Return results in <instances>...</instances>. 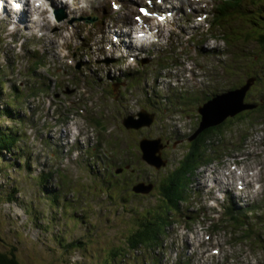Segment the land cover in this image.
<instances>
[{
    "label": "rangeland",
    "instance_id": "obj_1",
    "mask_svg": "<svg viewBox=\"0 0 264 264\" xmlns=\"http://www.w3.org/2000/svg\"><path fill=\"white\" fill-rule=\"evenodd\" d=\"M213 2L214 0H209L207 4H200L199 6H195V3L192 2L191 6L192 8L200 9L202 6L205 8L201 13H199L194 19L188 20L186 23L183 22L182 17H178L179 23L182 25L183 32L185 33H191L194 35L192 39V43L189 44V49L185 47V40L181 41V37L175 36L174 33H171L166 38V47L164 49L156 48L158 52L156 53L155 59L157 62L163 61L167 66L175 65L178 67L177 63H173L169 61V58L171 54L180 53L182 57V61L187 60V55L190 54L192 56L195 51L198 50V46L202 43H204L203 47L209 46V44H216L214 43L215 39H213L212 33L210 32L211 26L214 28H217V26L212 25L213 22L210 24L211 18L210 15L207 12L213 11ZM186 9L189 8V5H185ZM207 11V12H206ZM205 14V15H204ZM205 17L203 20H198V17ZM249 17V15L247 16ZM242 25V21L239 20L237 25L234 23L232 25V28H230V34H228V38L222 40V37L220 36L222 32V28H217L219 37L221 39H217L219 42H223L220 45L224 46L229 45L233 46L229 43L230 40L233 39V37L237 36L234 31H236V27H240ZM243 26V25H242ZM202 33H205L206 36L204 40L202 41L200 36ZM216 35V34H215ZM218 35V34H217ZM209 38V42L205 43V40ZM175 40V41H174ZM15 45V46H14ZM20 46V43L16 44H9V43H2L0 40V66H5V72L3 71L4 79L7 81L9 85H18L21 84L23 86H28L26 96H23V98L19 97L21 96V89L19 91H16L17 96V106L22 111L23 103L26 105L27 102H29L28 109L26 108V114L27 120L26 124L22 126L20 129V133L23 135H27V139L22 140L20 143L25 144L26 147H28V151H31V156L34 158V163L32 165V170L34 173H51L50 177L48 178V181L50 185L52 186V181L55 179V175L53 174L52 170L54 166L57 164L64 165L63 169H66V174L64 176V181L68 180L70 185L76 183L78 176L83 175L84 177L87 176V172H89L90 176L88 175V178L91 179V177L94 180H98V174H93V170H98L101 168V172L104 171L105 174L108 176L109 184L114 186V188H117L118 182H116L117 177H112V174L107 169V167H117L116 159L121 156L122 152L130 151L131 154L128 156H138L139 158L141 155L139 153H135L136 150V144L134 143L137 138H143L139 137V133L135 131H126V129L121 127V122L119 121V117L121 115L120 108L121 103L123 101H127L125 103V106H123V111L127 112L130 110V105H133L136 101L137 97L131 96L129 100L122 98V96H119L118 93L109 92L111 89L110 87H106V90H100L98 89L96 91V94L102 95L105 98H102L99 96H96L94 99H91L89 102L90 107H95L98 113H104L106 116L105 121L103 122V127L93 122L91 118L87 119L88 114H85L84 112H81V114L76 115H67L63 116L64 113L58 112L61 111L63 108V103L60 101L66 100L68 102H72L75 100L74 97L71 96V93H66L63 91V88L61 91L58 92V94L55 96V99L51 98L49 95L45 94V96H48L47 103L46 101L43 102L40 100V102L36 103L34 105L31 103V99L33 95L41 96L42 93H30V90L39 87L38 81H43L42 83L47 82L49 84L48 78L44 75V73L41 72L40 75H38L40 78L37 80H32L30 78H27L24 74L19 71H13V67L16 65L17 62V53H19L18 47ZM37 47L39 49H48L49 45L47 44L46 40L40 39V40H34V43L29 42V48L33 50V48ZM177 47H183L185 50H175ZM242 47V46H241ZM246 50V53L251 54V56H254V53H251V50L256 51V47L254 44H247V46H243ZM10 51V52H9ZM23 55L20 57L24 58L25 60L22 61L24 67L26 66V61L31 60V57L26 56V49L25 46H22ZM245 54V52H242ZM25 55V56H24ZM207 58L202 59L201 56H199V53H197V57L195 58L196 63H202L204 61V66H209L212 64L213 59L217 58L215 55L211 53H206ZM214 56V57H213ZM193 57V56H192ZM164 59V60H163ZM258 59V57L256 58ZM153 62H155L154 58L152 59ZM181 61V59H180ZM28 62V61H27ZM178 62V61H176ZM190 65L192 64L191 61L189 62ZM7 64V65H6ZM155 65V63H154ZM151 66L152 71L157 70L155 66ZM260 65V64H259ZM244 61L240 63L239 71L234 72L231 74L228 78H221V77H214L211 78L210 73L206 72L204 68L200 69L201 67L193 66L194 70L198 69V71L203 73L202 82L200 83L197 80V76L194 73L191 74H185L183 76H189V85H192L193 87L189 89L192 90V93L199 94L203 91V86L211 87L212 90L214 89H226V87L230 86L231 83L237 80L238 76H243L245 69L248 67ZM215 67V66H214ZM85 68V67H84ZM175 69V68H173ZM185 69V66H182L181 73H183ZM23 73H25V69H22ZM209 69H207L208 71ZM215 73H218L219 70L216 68L213 69ZM257 70V69H256ZM256 70H253L256 72ZM259 70H263V68H259ZM87 71H90L88 69ZM248 70L247 72H249ZM160 73L157 71L156 73L152 74V78L149 79V82H146L143 80V83L141 84V90L142 94L146 95V93H149V91L153 88L161 87L156 84V79L159 77ZM247 76V73L240 78L241 81L244 80ZM165 77H171L174 78V76L167 72ZM146 78V77H144ZM28 79V80H27ZM28 81L29 84L26 82ZM179 81L177 79H173V84H170L169 82H164V85L167 89L171 90V95H175L178 97L177 99L180 102H184L187 98V88L186 86H183L182 84H177ZM40 83V84H42ZM91 83H86V86L88 87L87 90H92V87L90 86ZM179 87L180 93L177 92ZM90 88V89H89ZM50 89V88H49ZM8 91L13 94V90L8 88ZM256 94H258L257 90L255 91ZM152 94V93H151ZM170 94V93H169ZM257 96V95H256ZM174 97V96H173ZM175 98V97H174ZM22 101V102H21ZM88 102V101H87ZM185 103V102H184ZM52 105V107L50 106ZM27 106V105H26ZM188 105L185 107L179 108V110H176L175 112H172L171 115L166 116L162 119L159 125H156L149 131L147 130V133L153 136V138L158 137V133H162L165 136H172L176 140V145H178L174 151L170 152L167 151L165 154L166 157H169L171 160H176L179 158H182L183 153L186 152V150L190 147V142L187 140V138L178 137L177 134L184 133H192L195 123H198L196 120V116L192 113L194 112V109H187ZM139 110V109H136ZM124 115V114H122ZM249 118L253 119L254 123H260L263 122L264 125V108L260 110L258 113H251L248 114ZM26 118V119H27ZM67 119V120H64ZM196 120V121H195ZM73 121V124H72ZM89 122L91 124H95L98 127L102 128L106 134L105 138L108 139V151H113V149H117V147H120L122 149L120 156L117 155L116 152H111L114 154V157L107 156V158L102 154L100 151V148L98 144L94 141L97 140V133L94 134L90 139L89 137H81L75 142H67L65 136L62 137L61 132L62 129H65L69 125V127L72 129L73 127H78L80 131L83 134L89 135L90 134L85 131L84 126L86 125V122ZM57 122V123H56ZM244 121H240V118L237 117L233 121H225V126L221 131L222 134H224V141L228 142L227 147L218 145V152L213 153L212 150H209V156L214 157L216 156L217 159L209 164H205L198 168V172L201 171L204 167H214L221 170H228L231 167H239L240 171L244 174H253L255 176V179L260 181L259 184L255 183L254 187L249 188L250 194L247 195V197L240 198V194H229L226 196V194L223 191H217L215 193V198L219 199L221 196L223 198L221 199V205L218 209H214L212 212L211 209L206 208L204 210V213L206 216H208V219L211 220V223L213 221L223 219V226L219 231H214V227L211 225L205 224L204 227L207 228V231L200 230L197 225V220H193L191 222L186 223L185 218H183L181 215H178L175 213V215L172 217L174 220V233H177L178 235L184 234V228L185 225H189L191 227L190 231H194L196 227H198L197 231L193 232V236L197 237V234H208L209 238H211L208 242V244L211 247L218 248L219 252L221 253L220 256H224L222 261L219 262L218 258H215L216 256L211 255H205L202 257V259L207 260H200L197 264H264V244L260 245L257 241V233L251 234L248 233L244 235V232H240V239L243 237L241 241L235 240L234 238V231L232 230L233 225L229 226L227 225V222H233L230 219V214L227 212L226 209V202L231 201L235 203L236 205L240 206V210L242 212L238 213L241 214L243 218H245L244 211L253 207L254 203L256 206V211H259V215L261 217L258 218L257 224L255 225V228L260 229L262 226L258 224L264 225V211L261 209L264 207V126H256L255 131L257 133H254V136L250 139L243 141L244 136L249 133L246 128H239V124ZM249 122L246 123L248 125ZM229 126V127H228ZM73 130V129H72ZM74 131V130H73ZM61 137V141H58L57 138ZM41 139H46L50 141L52 144H54V149L60 153V155H64L61 160L54 161V164L52 160L54 158L50 157V154L48 155V148L45 147L41 141ZM71 146V153L66 152L67 147H65L64 144H67ZM232 143H235L236 145L233 146ZM88 144L89 148L92 149V155L85 156L82 153L83 148L79 147V159L73 160V154L74 149L79 145H85ZM110 144V146H109ZM16 146V145H15ZM256 149V150H255ZM50 150V149H49ZM118 150V149H117ZM231 150V151H228ZM205 150L204 153H206ZM245 151V152H243ZM101 155V156H100ZM94 156V158H91ZM223 156V158H222ZM61 158V156H59ZM104 157V158H103ZM242 157V161L240 164L233 163L234 158ZM97 159V162H92L93 160ZM36 159V160H35ZM70 160L69 163L66 164L67 160ZM102 159V161H101ZM10 160V154L7 153V156L0 158V162L4 163L6 161ZM9 162V161H8ZM57 162V163H56ZM0 163V252H4L9 258H12L15 262L18 264H105L106 260L112 259V251L107 252L108 249H113L115 245L119 244L123 239L126 238L125 235H119V230L121 227L127 228L129 225L135 226L136 220L129 221L131 215L133 214L132 211H142L143 208L149 209L152 205V200L156 198V196L151 195L148 199H143V203H139V200H137V197L134 196L132 193H128L129 189L125 187H119L116 189L121 194H116L115 196L117 199H123L124 203L126 204V207H120L114 204V201H110L111 196H109L107 193L102 194L98 199L99 203H95V207L93 208L95 211L91 213V220L85 221L83 219L84 214L88 208L85 209V206H81L83 197L86 195L84 193H81V191L77 187H71L67 194L68 196L62 195L61 198V205H54V210L59 211L60 214L58 217H64V219L53 221L52 223H49L48 221L45 222V220H49L47 216L43 217L40 215V219L38 220L35 218L36 210L31 208L32 210L30 213H32V218H30V213L27 208H24L19 200H23L26 202L27 205L33 206L32 200L28 197H32V194L34 193V190L39 189V183L40 181L37 179L32 178L27 174V169H21L15 168L14 166H10L8 164H2ZM66 164V165H65ZM137 163H134L133 165H136ZM94 166V167H92ZM143 170H149L147 169L148 164L145 162L142 163ZM136 167V166H135ZM86 171V175L85 172ZM150 172L156 174L153 170H149ZM98 173V172H97ZM53 174V175H52ZM199 174V173H197ZM112 179V181H111ZM116 179V180H114ZM60 180V179H59ZM90 181V180H88ZM106 181V180H105ZM119 181V180H118ZM91 182V181H90ZM112 182V183H110ZM183 188H188V184L186 183L185 179H183ZM80 183V181H79ZM18 184L23 189L20 193L17 192L18 190ZM81 185V183H80ZM81 187V186H80ZM231 191V190H230ZM62 193V189L60 190ZM111 192H114V190L111 189ZM239 192V190H237ZM249 192L245 193L244 195L248 194ZM252 195H256V202H254V199L250 198ZM12 197L13 201H8L9 197ZM135 197L136 199L127 200V198ZM55 196L50 195L49 196V202L50 204H53ZM17 199V200H16ZM97 199V200H98ZM86 204V200L84 201ZM105 204H107L108 208H106ZM104 206L103 211H98L99 207ZM160 207V205H159ZM85 211H81L84 210ZM221 209V210H220ZM64 210H66L67 214H63ZM159 210V208L157 209ZM80 212L78 215L80 217V223L79 225L77 222V218L75 216L76 212ZM98 211V212H97ZM180 212H185V209L180 208ZM219 212V213H216ZM38 213V211H37ZM69 215V216H68ZM201 217V214L197 215L196 218ZM45 219V220H44ZM186 219H192V217H187ZM199 219V218H198ZM248 219V218H245ZM36 220V224L34 221ZM66 220L70 221L66 223ZM74 222V223H73ZM166 224V228H171L172 225H170V218L168 219V222L164 220ZM114 223V224H113ZM76 224V225H75ZM195 225V226H194ZM50 231H49V230ZM61 233L62 236L67 237V240L65 243L58 242L57 236L58 233ZM118 233V235H117ZM112 235V237H111ZM234 235V236H233ZM170 235L167 234V238H169ZM262 239H264L262 237ZM260 240V239H259ZM74 241L80 242L81 247H72L70 244ZM238 241V242H237ZM191 242V241H190ZM242 242V243H241ZM259 242L263 243L264 240H260ZM184 243H182L183 245ZM193 245H188L186 250L191 251ZM179 247V246H177ZM208 247V246H206ZM136 252V251H135ZM134 252V253H135ZM231 255L230 261L228 262L227 256ZM240 254L241 257H240ZM190 256V252L188 253ZM128 258L131 257V254H128ZM140 256V255H139ZM168 256V255H167ZM153 260H155V256H152ZM164 259V258H163ZM114 264H126L122 261V257L116 256L114 259ZM158 264H165L162 260L160 261V258L158 257ZM169 264H174L172 261H170ZM194 264H196L194 262Z\"/></svg>",
    "mask_w": 264,
    "mask_h": 264
},
{
    "label": "trees",
    "instance_id": "obj_2",
    "mask_svg": "<svg viewBox=\"0 0 264 264\" xmlns=\"http://www.w3.org/2000/svg\"><path fill=\"white\" fill-rule=\"evenodd\" d=\"M261 18H263V19H261L258 22L257 29L254 30L255 32H253L252 36L253 37H257L256 40L260 44H262L264 46V15H262ZM255 56H256V54H254L253 58H255ZM251 60H253V59L250 58V61ZM259 60H262V56H260ZM4 83L5 82L0 79V92L2 91L1 89L4 87ZM12 99L11 98L8 99L7 102H6L7 106L4 107L3 109H0V114L1 115H5V116H8V117L11 118V117L14 116V114H18L19 113V112H13V110H10V108H13V106L16 108V104H15V102ZM254 100H255L254 102H257L258 104H263V103H259L257 99H254ZM13 118H15V117H13ZM2 129L6 130L7 135H3L2 137H0V158L6 152L7 153H11V155L14 157V159H13L14 161L13 162H9V163L6 161L4 164H8L10 166H16V165H18V161L17 160L20 157H23L21 154H17V153L15 154V151L18 150V147H16L17 145L15 146V144H17V142L20 140V137L16 133V132H18L17 131L18 127L16 129L15 125L12 126V127H5V126H1L0 125V133H1ZM199 139H201V138H199ZM19 162H20L19 163V167H24V166H26L27 168L30 167V169H29L30 173L33 174L34 178H36L37 180L40 181V183L38 185H39V189H40L41 192H45L48 189V187H51V185H50V183L48 181V178H49V174L48 173L44 172V173H42L40 175H36V174L33 173V170L31 168L33 162L31 160V158L26 163H25V161H19ZM2 164L3 163H1V165ZM186 166L190 167L189 164H186ZM184 169H185V167H184ZM185 171H186V169H185ZM178 182L179 181H177V183ZM58 184L61 186V188H66V185L64 183L59 182ZM83 186L85 187L84 188L85 191H83V193L86 196L87 195H94V196H98L99 195L100 196V194L102 192L101 189L97 190V188L94 185L89 184V183L83 184ZM168 189L173 191L172 194L169 195V196H175L178 188L175 186V184L174 185L171 184V186ZM22 190L23 189L18 184L17 192L20 193ZM54 196H55V198H54L52 203L55 204V205H58L59 202L61 201L62 195H60L57 192V190H55ZM110 196H111V194H110ZM112 198L114 199V197H112ZM8 200L9 201H13L14 199L10 196L8 198ZM85 200H86V204H84L83 202L81 204V206H85L86 208L88 206V210L85 211L86 208L84 209L85 213L87 214V215H85L83 217L84 220H85V218L87 216L91 217L90 209L93 208V203L91 202L89 197H86ZM22 206L24 208H27V210H29V213L32 210L31 208L33 207V206H29V205H27L28 207H26V202H22ZM33 209L37 210V208H35V207H33ZM57 214H60V212L57 211ZM63 214L64 215L67 214L66 210L63 212ZM32 216H33L32 213H30V218H32ZM44 216H46V215H44ZM47 217L49 218V220H46V221H48L49 223H52L53 221H58V220L64 219L63 216L62 217H58L57 215H52L51 217L50 216H47ZM35 218H37L38 220L40 219V212L37 213V211H36ZM85 221H88V220H85ZM151 221L152 220L147 221V222L141 221L139 223V225H137L128 236H126L128 238H126L125 240L123 239L119 244L115 245L113 249H108L107 252L113 250L112 259H108V261L106 260L105 264H112L114 262V259H115L116 256H125L126 255V250L130 247V245H136V244L142 243L144 241L149 240L152 236L156 235L157 232L160 231L161 227L157 226V224L154 223L155 221H153V222H151ZM35 222H36V220L34 221V223ZM68 222H70V221L66 220V223H68ZM123 233L127 234L128 231H124ZM57 240H58V242L65 243L66 240H67V237L62 236L61 233L59 232L58 236H57ZM79 243L80 242L74 241L70 245L72 247H78V246H80ZM0 264H18V263L15 262L12 258H9L6 254H4V252H0Z\"/></svg>",
    "mask_w": 264,
    "mask_h": 264
},
{
    "label": "water",
    "instance_id": "obj_3",
    "mask_svg": "<svg viewBox=\"0 0 264 264\" xmlns=\"http://www.w3.org/2000/svg\"><path fill=\"white\" fill-rule=\"evenodd\" d=\"M245 92V88L234 90L224 96L216 98L213 102L206 105L205 109L202 110V113L204 114V121L200 129L203 130L210 125L222 121L228 115H234L236 112L243 109V97ZM141 117V120H138L131 116L126 121L127 126L139 128L142 125L150 123V119H148L144 114H141ZM141 149L143 151V157L150 163L156 164L161 161V157L158 154L160 149V141L158 139L143 140L141 142Z\"/></svg>",
    "mask_w": 264,
    "mask_h": 264
},
{
    "label": "bare ground",
    "instance_id": "obj_4",
    "mask_svg": "<svg viewBox=\"0 0 264 264\" xmlns=\"http://www.w3.org/2000/svg\"><path fill=\"white\" fill-rule=\"evenodd\" d=\"M67 1H69V0H67ZM123 1L124 2H130V1L131 2H140L143 5L147 6L149 9L153 10V12H155V13L159 12V15H164V12H166V11H168L167 13L170 16L174 15L175 13L177 14V13L180 12V8L176 7L175 5H170L167 9L160 11V10L156 9V4H154L153 1H151V5L145 3L144 1H141V0H123ZM80 2H81V0H74V3H73L75 5L74 10H77V11L78 10H81ZM50 3H51L52 8L55 9V10H61V9L66 8V6H60V4H59V2L57 0H50ZM74 10H72L70 13H73ZM32 11L33 12H32V14L30 16H32V20L36 21V23L38 24V26L40 24H42L41 16H43L44 17V20H46L47 23H49V24H50L51 21L53 22V20H54V17H53V14L51 13V11L48 10V12H47V9L46 8L45 9H41V7L40 8H35V10L33 9ZM161 12H162V14H161ZM19 18L21 20H27L28 15L26 14V12H21L19 14ZM50 19H51V21H50ZM114 23L119 28H122L123 26H126V24L128 22H127V19L126 18H123V17H115ZM129 30H130V28H127V31H129ZM165 76H166V74L163 75V78H165ZM145 81L146 82H149L147 79H145ZM160 82H161V80H160ZM153 89H154V91L158 95L166 96V93L167 92H164L163 90H161L159 88H153ZM173 96L175 98H178L175 95H173ZM168 97H170L169 99H172V96L171 95H169ZM16 133H18V132H16ZM3 135H7V132H6L5 129H2V131L0 133V137H2ZM243 152H245V151H243ZM236 159H237V161L241 162L243 158L242 157H239V158H236ZM33 160H34V158H33ZM92 167H94V166H92ZM224 176H228V174L225 171H222V172H219V176H215V179H220V177H224ZM242 176H244V177H242V178L238 177V179H242L244 181V185L245 186H249L250 187V186H254L255 183H257V184L260 183V181H258L257 179H255V176L253 174H251V175L250 174L249 175L248 174H244ZM221 183H223V182L221 181ZM200 184H202V182H200ZM262 210L264 211V207H262ZM241 255L242 254H240V257H241Z\"/></svg>",
    "mask_w": 264,
    "mask_h": 264
},
{
    "label": "snow or ice",
    "instance_id": "obj_5",
    "mask_svg": "<svg viewBox=\"0 0 264 264\" xmlns=\"http://www.w3.org/2000/svg\"><path fill=\"white\" fill-rule=\"evenodd\" d=\"M116 5H113V7H115ZM16 7H19V5H16ZM140 12L142 13V14H144V15H149V13L147 12V10L146 9H144V8H141L140 9ZM137 19H139V17H137Z\"/></svg>",
    "mask_w": 264,
    "mask_h": 264
}]
</instances>
